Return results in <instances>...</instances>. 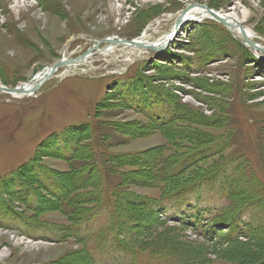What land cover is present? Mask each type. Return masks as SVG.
<instances>
[{
  "label": "rangeland",
  "instance_id": "374dc122",
  "mask_svg": "<svg viewBox=\"0 0 264 264\" xmlns=\"http://www.w3.org/2000/svg\"><path fill=\"white\" fill-rule=\"evenodd\" d=\"M192 4L264 47V0H0V86L157 41ZM223 25L0 93V264H264V55Z\"/></svg>",
  "mask_w": 264,
  "mask_h": 264
},
{
  "label": "bare ground",
  "instance_id": "6f19581e",
  "mask_svg": "<svg viewBox=\"0 0 264 264\" xmlns=\"http://www.w3.org/2000/svg\"><path fill=\"white\" fill-rule=\"evenodd\" d=\"M193 7H195V6H193ZM206 8H208V7H206ZM188 10H189V13L187 14V17L189 18L188 20L196 21L197 23H199L200 20H195V19L212 18V16L208 13V11L205 8L195 7L194 9H192V7H189ZM220 15L224 17V18L221 17V19H222L221 24L227 25L229 31L232 34H234V36H236V38H238L239 40H242L243 33H246V35L248 36V38L251 41H254L253 33L250 30L244 29V27H242L239 22L234 21V19H232V18H230L228 16H225V15H222V14H220ZM201 21H203V20H201ZM177 27H178L177 30H175L176 34L174 33L175 36L173 37L172 40H170L168 42L167 46L175 40L176 36L183 29L184 26L180 25V23H179ZM179 29H180V31L178 32ZM169 36H171L170 33H168V37ZM166 40H167V38H165L164 40H162V42H164ZM115 43L116 42H112V44H115ZM251 49L252 50H258V51H260L258 48H251ZM109 51L110 52H113L114 51V46L110 45V50ZM70 61H72V60H70ZM70 61H68V62H70ZM70 63H72V62H70ZM44 75H45V73H43L42 75H40L35 80L33 79L34 81L33 82L32 81L29 82V84H27V85L24 84V85H19V86L22 87V89H24V91L28 90L29 88H31L33 86L37 90V88H38V82L41 79V77H44ZM39 87H41V85H39ZM23 95H25L26 97H28V96L31 95V93H30V91H28V92H25Z\"/></svg>",
  "mask_w": 264,
  "mask_h": 264
},
{
  "label": "water",
  "instance_id": "95a60500",
  "mask_svg": "<svg viewBox=\"0 0 264 264\" xmlns=\"http://www.w3.org/2000/svg\"><path fill=\"white\" fill-rule=\"evenodd\" d=\"M204 8H206L204 6ZM207 9V8H206ZM210 14H212L213 16H215L218 20H222L221 17H219L217 14H215L214 12H212L211 10H208ZM181 23V19L178 20L176 26H175V30H177V26L178 24ZM174 33L176 34V32L174 31ZM174 35V34H173ZM243 38L244 40L249 43L252 47L254 46L253 43H251L247 37V35L245 33H243ZM102 42H107V43H110L112 44V42H116L115 46H119V45H122V46H127V47H130L132 49H147V50H151V51H154V53L156 54H159V53H162L165 49H166V45H167V42L163 45H153V44H148L146 42H143L142 40H131V41H128V40H122V39H104L100 42L97 43V47L100 46V44ZM264 50V49H263ZM155 54V55H156ZM84 57V56H83ZM82 57V58H83ZM70 62H66V61H62L60 62L58 65H56L55 67L51 68L50 71H48L46 74H45V77L46 78H49L53 73L56 72V70L64 65H69ZM57 68V69H56ZM38 89V88H37ZM30 91V93H34L36 91L35 88H29L28 90L24 91V89H22V87H15V88H4V87H0V92H5V93H8V94H22V93H25V92H28Z\"/></svg>",
  "mask_w": 264,
  "mask_h": 264
},
{
  "label": "trees",
  "instance_id": "16d2710c",
  "mask_svg": "<svg viewBox=\"0 0 264 264\" xmlns=\"http://www.w3.org/2000/svg\"><path fill=\"white\" fill-rule=\"evenodd\" d=\"M37 175H40V173L39 172H37ZM53 181V180H52ZM82 180H76L75 179V182H77V183H79V182H81ZM45 183V182H44ZM53 183H55V185H54V189H59L60 191H61V193H62V195L60 196V197H64V195H65V192H66V190H67V187L63 184V183H58V182H55V181H53ZM114 192V191H113ZM114 193H116V192H114ZM234 201V200H233ZM139 206V205H138ZM229 227V226H228ZM234 234V230H231L230 232H229V235H233ZM243 237H245V236H243ZM229 239V238H228ZM238 239H239V237H238Z\"/></svg>",
  "mask_w": 264,
  "mask_h": 264
}]
</instances>
